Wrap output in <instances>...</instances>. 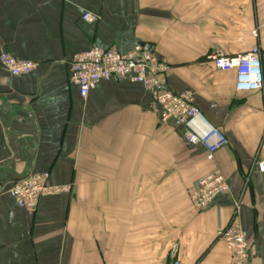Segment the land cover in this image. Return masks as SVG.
I'll list each match as a JSON object with an SVG mask.
<instances>
[{
  "label": "crops",
  "instance_id": "1",
  "mask_svg": "<svg viewBox=\"0 0 264 264\" xmlns=\"http://www.w3.org/2000/svg\"><path fill=\"white\" fill-rule=\"evenodd\" d=\"M137 45L168 61L167 89L192 91L224 133L213 161L160 123L142 85L102 81L84 99L71 83L75 55ZM255 45L264 55V0H0V55L37 64L16 77L0 63V264H230L218 231L235 201L251 264H264V88L238 93L236 72L209 59ZM215 171L230 192L198 212L191 190ZM42 173L71 190L30 213L10 191Z\"/></svg>",
  "mask_w": 264,
  "mask_h": 264
},
{
  "label": "built area",
  "instance_id": "2",
  "mask_svg": "<svg viewBox=\"0 0 264 264\" xmlns=\"http://www.w3.org/2000/svg\"><path fill=\"white\" fill-rule=\"evenodd\" d=\"M83 21L94 22L91 13ZM258 37V32H254ZM209 59L219 71L236 72L235 89L238 93L260 92L264 88V55L259 45L244 54L226 55L220 51L211 53ZM1 65L13 76L32 73L37 64L21 61L6 52L0 55ZM169 63L145 45H137L130 53L123 54L112 49L94 47L74 56L70 64V81L77 86L82 98L102 81L118 79L142 85L152 96L159 108L161 124L174 123L185 131V138L191 146H203L207 159L213 161L215 154L227 145L224 133L214 127L195 105L192 91L176 94L167 89ZM264 154V134L259 154ZM264 172V160L258 164ZM71 187L50 183L49 173L29 175L17 182L10 191L17 205L30 212H36L44 197L69 193ZM230 187L225 175L215 171L197 181L190 194L194 209L201 212L211 206L222 194H228ZM241 203L234 202L232 220L227 227L218 231V238L225 242L231 253L230 264H251V245L239 223ZM174 264H179L175 262Z\"/></svg>",
  "mask_w": 264,
  "mask_h": 264
}]
</instances>
